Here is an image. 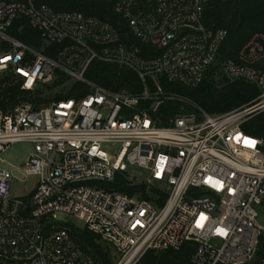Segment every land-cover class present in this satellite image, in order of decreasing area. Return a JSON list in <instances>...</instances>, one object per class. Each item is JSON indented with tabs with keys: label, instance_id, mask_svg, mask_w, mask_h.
Wrapping results in <instances>:
<instances>
[{
	"label": "built area",
	"instance_id": "2783aa9c",
	"mask_svg": "<svg viewBox=\"0 0 264 264\" xmlns=\"http://www.w3.org/2000/svg\"><path fill=\"white\" fill-rule=\"evenodd\" d=\"M222 1L108 0L129 36L149 47L142 54L98 18L0 0V74H14L28 91L51 86L57 72L88 89L81 98L0 110V264H96L58 215L109 246L114 264L185 245L194 246L193 264H264V255L256 262L264 235V143L242 129L264 111V36L241 49L239 63L221 68L226 79L260 89L252 107L211 116L160 85V78L186 87L205 79L226 31L206 27L204 11ZM21 18L43 46L61 45L55 57L8 34ZM94 61L132 71L141 91L87 79ZM168 101L180 112L161 126L152 113ZM18 143L32 144L33 152L18 168H3V154ZM15 172L36 179L25 197L11 196Z\"/></svg>",
	"mask_w": 264,
	"mask_h": 264
},
{
	"label": "trees",
	"instance_id": "16d2710c",
	"mask_svg": "<svg viewBox=\"0 0 264 264\" xmlns=\"http://www.w3.org/2000/svg\"><path fill=\"white\" fill-rule=\"evenodd\" d=\"M6 2L15 0H4ZM22 1V0H16ZM36 5H46L56 13L81 12L85 16L98 18L116 27L122 38L129 44H134L138 50L147 53L144 46L129 36V30L122 17L115 13L108 0H33ZM204 25L212 29H223L226 37L220 46L216 62L207 72L205 79L196 87H186L178 83H170L160 78V85L166 92L185 97L203 109L208 115L218 116L235 110L252 107L260 95V89L244 80L230 81L221 72L224 64L239 63L238 55L241 49L255 36H264V0H225L209 4L204 11ZM8 34L27 46L44 49V53L55 57L61 48L56 44L45 47L40 34L33 29L25 18L15 21ZM141 54V53H140ZM56 80L46 89L59 88L70 84L66 94H58L53 99L41 98L40 89L28 91L22 88V81L14 74H0V110L5 113L13 111L17 106L32 104L43 105L51 100L61 101L70 98H81L87 92L86 86L70 82L68 76L56 73ZM86 78L95 84L115 91L128 90L134 93L141 91V83L135 73L99 61H94L86 72ZM181 105L177 102H165L152 115L161 126H171L174 118L180 112ZM245 133L261 139L264 143V111L253 113L243 124ZM264 151V146H263ZM121 192H129L120 188ZM72 240L96 264H114L110 251L99 239L85 228L69 226ZM193 245H185L180 250H169L161 253L149 251L137 264H193L191 261ZM264 255V235L260 236L256 262Z\"/></svg>",
	"mask_w": 264,
	"mask_h": 264
},
{
	"label": "rangeland",
	"instance_id": "374dc122",
	"mask_svg": "<svg viewBox=\"0 0 264 264\" xmlns=\"http://www.w3.org/2000/svg\"><path fill=\"white\" fill-rule=\"evenodd\" d=\"M69 89V83L59 88L46 89V87H43L40 89V91L42 92L41 98L45 100H50L58 94H66ZM33 149V145L27 143H18L12 145L2 156V159L4 161L1 164L2 167L8 170H14L15 168H18L26 160L29 154L33 152ZM15 175L17 179L13 182L11 196L19 198L27 196L33 189L34 184L36 183V179H25L16 172ZM58 218L62 221H67L68 224L74 226L75 228L83 229L84 227L81 222L74 218H66L63 215H58ZM263 220L264 219H262V221ZM102 245L110 251L112 260L113 262H115L117 256L114 251L109 246L105 244Z\"/></svg>",
	"mask_w": 264,
	"mask_h": 264
}]
</instances>
